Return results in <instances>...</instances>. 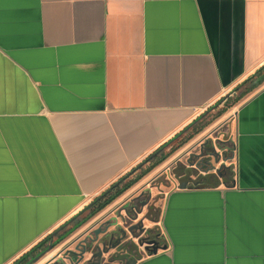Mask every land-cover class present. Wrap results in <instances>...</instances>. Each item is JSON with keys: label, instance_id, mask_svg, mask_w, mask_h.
<instances>
[{"label": "crops", "instance_id": "crops-1", "mask_svg": "<svg viewBox=\"0 0 264 264\" xmlns=\"http://www.w3.org/2000/svg\"><path fill=\"white\" fill-rule=\"evenodd\" d=\"M262 65L264 0H0V264ZM231 113V178L168 190L133 264H264V82Z\"/></svg>", "mask_w": 264, "mask_h": 264}, {"label": "rangeland", "instance_id": "rangeland-1", "mask_svg": "<svg viewBox=\"0 0 264 264\" xmlns=\"http://www.w3.org/2000/svg\"><path fill=\"white\" fill-rule=\"evenodd\" d=\"M235 88L222 100L219 99L203 110L201 114L207 125L199 133L104 209L75 228L33 264H81L84 260L91 259V252L96 244H89V250L83 253L84 237L87 235L93 238L96 236L97 240L105 238L106 244L101 245L99 249L103 252V260H108L110 256L116 257L129 246L134 255L130 263L132 264L137 258L159 249L165 242L159 226L162 201L168 190L178 186V177L188 170V178L191 176L195 179L204 174H213V178H221L223 174L231 178L234 153L231 112L245 97L237 101L243 87L237 91ZM232 101L234 104L229 107L227 104ZM222 111L224 112L220 114ZM189 130L190 128L181 132L160 152L168 153L170 147L177 144ZM150 163L145 161V158L142 159L124 174L126 177L122 183L148 168ZM83 210L82 208L81 211ZM87 214L88 211L82 212L80 218ZM96 230L99 231L97 235L94 233Z\"/></svg>", "mask_w": 264, "mask_h": 264}, {"label": "trees", "instance_id": "trees-1", "mask_svg": "<svg viewBox=\"0 0 264 264\" xmlns=\"http://www.w3.org/2000/svg\"><path fill=\"white\" fill-rule=\"evenodd\" d=\"M262 82H264V65H262L260 68H258L252 75H250L248 78H246L244 81L239 83L236 88L234 89L235 91L243 89L239 92V96L236 99L237 101L240 100L242 97H244L246 94L250 93L253 91L255 88H257ZM234 100V101H236ZM234 101H232L230 104H227L229 107L234 104ZM224 111L220 112L222 114ZM219 114V115H220ZM201 116V115H200ZM198 116L196 119H194L191 123H189L187 126L183 128V130L177 132L171 139L168 141L164 142L161 144L156 150L153 152H156L159 148H163L166 146L171 140L176 138L177 136L180 135L181 132L184 130L186 131L188 128H190L189 132L186 133V135L182 138L179 139L177 144L173 145L170 147L169 152L162 154L160 151L151 159L147 160V158L153 153H150L148 156L145 157V161L151 162L148 168L142 170L139 172L136 176L133 178L125 181L122 183V181L125 179L126 175L120 177L123 178V180L116 186H114L112 189L107 191L106 193L105 190L101 193L104 195L98 199L95 200V198L92 200V204L88 207H86L84 210L88 211V214L84 217L81 218L79 221L76 222V224L73 226L72 230H69L65 234H63V237L67 236L70 231H73L75 228L80 226L82 223L93 217L95 214L100 212L102 209H104L107 205H109L112 201H114L117 197H119L121 194H123L126 190H128L132 185H134L139 179H141L145 174H147L149 171H151L154 167L159 165L163 160H165L172 152L180 148L185 142H187L189 139H191L194 135L199 133L206 125L207 122L204 121V118ZM220 174L222 173V170L219 172ZM227 178L228 176L225 177L223 174H221V178ZM210 176H206L204 178L198 177L195 182L197 186H204L208 184H217L218 181L213 179L212 181L209 179ZM114 183H112L110 186H113ZM29 257V252L23 254L21 257H19L14 264H19L23 260H26ZM28 262V261H27ZM27 262L25 264H27ZM30 263V262H29Z\"/></svg>", "mask_w": 264, "mask_h": 264}, {"label": "flooded vegetation", "instance_id": "flooded-vegetation-1", "mask_svg": "<svg viewBox=\"0 0 264 264\" xmlns=\"http://www.w3.org/2000/svg\"><path fill=\"white\" fill-rule=\"evenodd\" d=\"M85 211L86 210L78 211L76 214H74L68 220H66L61 225H59L57 228H55L53 231H51L46 237H44L35 246H33L31 249H29L27 251V252H29V257L26 260H23L19 264H25L27 261H28L27 264H33L41 256H43V254H45L47 251L53 249V247L65 237V236L63 237V234H65L69 230H72V228L76 224V222L81 219L80 216H81L82 212H85ZM79 212H80V214H79ZM71 232L72 231H70L68 234H70ZM98 232L99 231L96 230L94 233L97 235ZM91 243L96 244L94 247V250L91 252L92 258L84 260L81 264H130L132 262L131 260L134 258V255L131 253L130 247L128 246V247H125V249H123V251H121L119 254H117L116 257L110 256L108 258V260H103V257H102L103 252L100 251L99 249H100L101 245L104 246L106 244L105 238H103L101 240H97L96 236L93 238L92 236H88V235L84 237V242H83L84 251H83V253H86L87 250H89V247H90L89 244H91ZM27 252H25V253H27ZM100 252H101V255L99 256ZM14 262L12 264H14Z\"/></svg>", "mask_w": 264, "mask_h": 264}, {"label": "water", "instance_id": "water-1", "mask_svg": "<svg viewBox=\"0 0 264 264\" xmlns=\"http://www.w3.org/2000/svg\"><path fill=\"white\" fill-rule=\"evenodd\" d=\"M201 117H203V114H201L200 118H201ZM161 149H162V148H159L156 152H153V153L147 158V160H149V159H151L152 157H154L159 151H161ZM187 176H189L188 170L185 171V174H184L183 176L178 177V183H179L178 187H179V188H186V186H187V184H188V178H187ZM122 180H123V178H121V179L119 178L118 180H116V181L114 182L113 186H109V187L105 190L104 193H106L107 191H109L110 189H112L114 186L118 185ZM104 193H103V194H100L99 196H97V197L95 198V200L100 199V198L104 195ZM91 204H92V202H90V203H89L87 206H85L83 209H85L86 207L90 206ZM98 249H99V248H98ZM156 251H157V249L153 250V252H156ZM100 255H101V252H100L99 256H100ZM93 256H94V255H93ZM132 264H133V263H132Z\"/></svg>", "mask_w": 264, "mask_h": 264}]
</instances>
